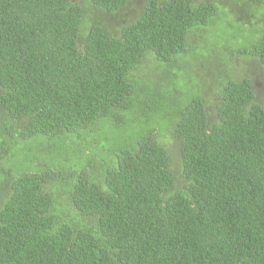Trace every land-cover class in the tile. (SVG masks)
<instances>
[{
  "label": "trees",
  "instance_id": "obj_1",
  "mask_svg": "<svg viewBox=\"0 0 264 264\" xmlns=\"http://www.w3.org/2000/svg\"><path fill=\"white\" fill-rule=\"evenodd\" d=\"M129 1L0 0V264H264V108L250 79L221 82L215 119L192 99L167 132L176 154L156 130L87 143L100 121L128 122L132 73L186 54L222 8L143 0L114 36L98 16ZM246 26L260 38L232 54L264 68V18Z\"/></svg>",
  "mask_w": 264,
  "mask_h": 264
},
{
  "label": "rangeland",
  "instance_id": "obj_2",
  "mask_svg": "<svg viewBox=\"0 0 264 264\" xmlns=\"http://www.w3.org/2000/svg\"><path fill=\"white\" fill-rule=\"evenodd\" d=\"M142 1L130 0L125 10L115 18L101 15L98 18L108 23L114 36H120L115 27L121 25L122 21L137 19L143 9ZM200 1L195 0L196 3ZM228 8L224 5L218 8V16L211 20L210 31L197 29L191 32L186 42V54H179L173 62H155V58L148 57L131 75L135 77V80H130L135 92L130 98L134 107L126 116L128 122L115 126L113 122L100 121L94 128V133L86 138L87 143L97 142L98 146L111 150L132 145L136 139L147 137L156 130L160 139L158 143L162 145L163 138L168 136L165 146H169L172 153L176 154L178 145L172 130L167 135L168 129H172L179 114L192 99L199 96L205 100L215 119L218 89L221 82L228 80L250 79L257 94L256 101L264 108V68L255 58L232 54V50L236 48L252 46L260 36L246 26L249 22L239 21L238 17L246 18L249 16L248 12L242 10L235 15ZM254 14L264 18V7L254 11ZM238 34H247L248 37L239 39ZM207 57L208 67L206 63H199L207 60ZM194 63L195 66L192 67ZM148 74L151 76L148 77ZM25 154L26 152L19 150L17 158L23 160ZM40 158L49 159L43 151L40 152ZM85 161L88 165L95 164L99 171L100 165L106 162L104 156L96 154L95 149H91ZM100 175L99 173L98 176ZM89 176L93 178L94 173L90 171Z\"/></svg>",
  "mask_w": 264,
  "mask_h": 264
},
{
  "label": "flooded vegetation",
  "instance_id": "obj_3",
  "mask_svg": "<svg viewBox=\"0 0 264 264\" xmlns=\"http://www.w3.org/2000/svg\"><path fill=\"white\" fill-rule=\"evenodd\" d=\"M217 5H224V7H229V12L233 10V13L237 15L240 11L245 10L248 12V15L246 18L238 17V19L241 21L243 20L244 23H251L253 19L257 16L254 14V11L261 9L264 7V0H201L199 3L203 2H213ZM237 49V48H236ZM232 50V53L236 50Z\"/></svg>",
  "mask_w": 264,
  "mask_h": 264
}]
</instances>
